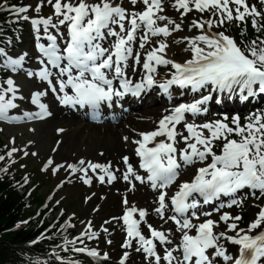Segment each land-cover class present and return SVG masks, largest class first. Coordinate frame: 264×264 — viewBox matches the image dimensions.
<instances>
[{
  "label": "snow or ice",
  "instance_id": "1",
  "mask_svg": "<svg viewBox=\"0 0 264 264\" xmlns=\"http://www.w3.org/2000/svg\"><path fill=\"white\" fill-rule=\"evenodd\" d=\"M130 2L135 5L138 0H130ZM140 2L145 5L143 11L129 12L116 0H97L94 3H88L87 0H77L75 3L73 0H55L53 3V0H47V3L55 9L54 14L60 18L58 24L66 25L68 28V38L63 48L58 43L57 35L48 34L49 26L58 28V25L53 23L52 17L30 18L26 13L31 5L9 6V10L13 11L18 18L31 19L38 33L40 26L43 25L47 39L51 42L47 46L43 43L37 45L46 61L43 58L40 59L43 67L39 72L29 71L27 75L38 76L40 80L46 81L61 104L72 107L90 106L93 113H99L101 105L105 102L111 105L114 98L123 99L129 93L139 96L145 88H151L157 84L153 74L157 73L158 65H171L175 69L171 79L159 84V87L168 93L169 99L172 98L170 89L173 85H178L180 88L190 86L192 92H200L207 88V95H202L200 99L193 102L174 106L171 114L164 115L159 120L157 130L140 133L143 139L134 141L138 145L136 155L141 158L140 167L146 171V179L154 190L167 189L177 180L183 166L197 161L203 162L211 157V162L206 167L198 169L195 179L192 182L182 183L179 191L170 198V203L174 206V214L169 219L175 221L182 232L181 244L176 249L167 250L161 257L156 251L157 245L154 240L146 238L142 233L141 221L134 218L137 212L141 218L146 217L147 210L130 207L122 217L130 237L123 247H132V239L138 238L142 250L148 257H154L155 264H161L162 260L167 261V264H173V261H176V264H221V260L217 258H222V261L227 264H264V207L247 229H238L237 222L242 219L241 216H232L224 212L218 219H213L210 211L198 214L196 209L200 201L194 195L198 194L205 203L221 195L231 196L228 207L243 203L242 198L236 197V194L243 189H251L253 196L258 191L259 195L264 197V111L251 113L245 118L247 123L244 124L241 123L239 114L229 117L227 113H221V119L206 121L202 124L189 122L186 118V113H191L194 117L201 113L206 114L208 112L206 105L214 99L212 92L235 93L238 91L245 100L258 93H264V40H261L259 46L253 40L245 50L234 37L225 32L211 33L209 31L193 38L184 37L183 39L191 40V50L194 53L193 58L184 63L167 59L164 53L168 44L161 40L158 48L147 52L146 60L142 64L148 73L146 83L142 81L133 84V81L128 78L127 69L131 66L135 71L136 66L141 64L140 53L134 54L133 48V43L137 40V31L142 27L147 30L139 38V47L144 48L145 43L148 42V33L152 36L168 37L173 31L181 30L180 23L158 15L163 11V0H140ZM190 3L201 12L210 10L214 16L217 13L220 14L218 21H194L193 27L203 30L207 25L210 30L213 23L220 26L225 21L233 20L246 24L247 17L251 16L252 26L257 31L264 30V12L258 11L255 5L250 6L247 0H175V5L183 9L184 14L192 10ZM261 3L264 4V0H261ZM43 4L44 0H39L35 8L37 13L40 12ZM230 4L235 5L234 10ZM21 14L24 15L21 16ZM256 17L262 19L258 21ZM158 20L168 21V23L161 26L157 23ZM169 24L172 25L171 28ZM117 27L120 31L116 30ZM60 35L63 36L64 33L61 32ZM108 36L117 38L113 43L114 51L97 42L105 40ZM37 38L39 39V36ZM201 42L206 47H202ZM0 54L6 57L4 64L11 67L13 71L23 68L24 59L27 56V53H24L14 59L3 48H0ZM130 58L133 61L132 65H129ZM52 69L58 70L55 74V83ZM109 71L113 72L111 78L108 75ZM114 80L119 81V88L114 86ZM7 85V88L0 85V119L18 120L20 117L9 115L10 109L19 107L15 103L18 88L11 78L7 80ZM47 94V91H37L31 97V102L40 108V112L36 114L39 118L51 115L48 105L41 102V98ZM20 99L23 97L21 96ZM25 116L33 118L31 113H25ZM182 122L189 135L177 129V125H181ZM204 130H207L210 135H206ZM59 131L62 132L63 129ZM165 136L170 143L161 140L155 147H148L157 137ZM236 136L239 139L234 138ZM124 139L128 140V137ZM181 141L185 146L181 147ZM216 141H222L221 154L213 150ZM15 151L17 149L13 148L8 155L11 156ZM3 159L4 157L0 156V160ZM123 159L128 165L123 178L127 181L131 176L144 183L145 176L139 175L133 169L129 163V157L125 156ZM51 163L52 161L49 160V164ZM84 165L85 161L80 160L78 165L70 164L69 167L73 172L84 173L86 184L92 183L91 178L87 177L89 169L93 172L101 169L110 181L117 179L116 175L110 171V164L88 162L87 167ZM105 175L99 176L100 182H104ZM166 196V191L160 193L159 207L155 209L161 218L168 207L165 203ZM124 203H128L127 199ZM215 211L219 212L220 208H216ZM177 215L180 218H177ZM200 215L209 218L198 224L193 223L192 217L199 220ZM220 222L225 224L226 230H218ZM66 226L74 227L70 223ZM147 226L151 230V236L158 238L162 244L172 243L164 232L153 228L151 224ZM90 227L91 222H89ZM193 229L195 234H192ZM104 230L107 231V229ZM229 232L234 234L229 235ZM81 235L89 236V233L86 230ZM96 235L93 232L89 238ZM79 239L80 237L76 238V240ZM76 240H68L65 237V250L67 245H75ZM222 240L239 245L238 256L230 255L228 249L221 243ZM74 250L86 252L91 257L109 259L107 253L101 257V253L95 248L79 247ZM140 250L137 249V251ZM177 250L181 251L182 259H177L173 255V252ZM128 258L129 253L126 251L120 264H125ZM70 264H78V262H70Z\"/></svg>",
  "mask_w": 264,
  "mask_h": 264
},
{
  "label": "bare ground",
  "instance_id": "2",
  "mask_svg": "<svg viewBox=\"0 0 264 264\" xmlns=\"http://www.w3.org/2000/svg\"><path fill=\"white\" fill-rule=\"evenodd\" d=\"M143 4L138 3L133 5L135 7L142 6ZM102 42V41H101ZM99 42V43H101ZM168 48L165 50V57L167 59L172 58V52H175V50L178 48L176 46V43H172V41L169 39L167 41ZM203 44V43H202ZM203 47H206L203 45ZM163 66V65H162ZM134 75H138L137 71H133ZM32 86L34 90L38 89V85L32 83ZM42 102V101H41ZM168 106L167 103L165 105L164 109H161L163 112H168ZM39 108L38 105L30 106L25 111H20L21 115H24L25 113H30L29 110H34V113H36L37 109ZM160 110V111H161ZM143 114V113H142ZM130 117V118H128ZM128 120L124 123H119L116 129L113 127H104L103 125H92V124H86V126H82L78 121L77 118L74 115H70L68 112L61 108H57L53 111H51L50 119L45 121L46 126L45 131L42 133V139L39 140V146H46L51 144V141L58 142L59 149L62 152H66L67 156L64 157L62 160L67 162H72L74 160H71L68 154L80 156H87L88 159H97L98 157L102 159L103 161H114L115 163H118V152H124V156H129L131 161H135L134 159V153H133V138H136L130 133V129H133L137 132H139V128L145 127L148 128L152 124V119L154 118L153 115H149L150 120L148 121V117L144 121H140L138 118L140 117L137 115V113H131L128 116ZM100 117L99 119H101ZM126 118V119H127ZM130 128V129H129ZM59 129H63V131H59ZM62 133V134H59ZM124 137H128V140L126 141ZM137 140V139H135ZM182 147V144H181ZM98 161V160H95ZM98 161V162H103ZM64 166L67 168L69 166L68 163H65ZM60 182L56 183L57 186ZM55 184V185H56ZM73 183H71L72 188H76V186ZM67 187V186H66ZM119 190H123V185L119 183L118 187ZM66 189V188H65ZM139 190V189H138ZM121 192V191H120ZM123 194L132 195V192L129 191H123ZM97 194V191L94 190L88 195L95 196ZM78 195V193H76ZM135 196V195H134ZM118 198L116 197V200L109 198L108 202L106 203V207H110V205H118ZM156 199V196L147 191L146 189H143L139 193V197H134L133 202L134 203H140L142 205H149L151 202H153ZM115 201V202H114ZM121 206V203H120ZM117 207V206H116ZM182 234V232H181ZM171 235H173V231L171 232ZM112 263V262H110ZM105 264V263H102ZM145 264V263H142Z\"/></svg>",
  "mask_w": 264,
  "mask_h": 264
},
{
  "label": "rangeland",
  "instance_id": "3",
  "mask_svg": "<svg viewBox=\"0 0 264 264\" xmlns=\"http://www.w3.org/2000/svg\"><path fill=\"white\" fill-rule=\"evenodd\" d=\"M2 1V0H1ZM7 2H17L20 0H5ZM28 4H31L34 7V10L36 8V6L39 4V0H26ZM90 1V0H87ZM73 2H77V0H73ZM46 0H44V4H46ZM43 4V5H44ZM172 5H169V9H171ZM175 16V15H174ZM172 19H175L173 16L171 17ZM176 23L179 22H183L184 19L183 18H176ZM179 20V21H178ZM189 24V23H187ZM182 29V28H181ZM185 30V29H184ZM203 30L198 28V30L193 31L191 34L190 33H186L189 37L193 38L197 33H202ZM29 36V34L27 35ZM172 39H175L174 36L172 37ZM185 41H180L178 44L179 46L184 45ZM185 46V45H184ZM183 47H178V50L176 51L178 53V55H181L183 58H187L190 57V54L187 51L182 50ZM188 50V49H187ZM157 111V109L155 110ZM150 113V111H149ZM148 114V113H147ZM85 124V123H83ZM82 124V125H83ZM47 125H43V126H29V127H8V128H4V130H1V126H0V133H2V136L5 138V140H9L13 135L17 136V141H19V146L20 148H22V152L27 153L29 155H31V153L33 152H37L38 153V157L41 160L44 159H49L52 160L53 159V153H52V144L54 143V141L51 142V144L46 145V146H39V140L41 141L42 139V133L45 131ZM34 129V132H31V129ZM114 127V129L116 128V126H112ZM151 127H149L148 129H150ZM143 130V129H142ZM147 130V129H145ZM122 155V153H120ZM119 155V158L120 156ZM67 156L66 152H62L60 149L58 151V153L56 154L57 157V161L62 160L64 157ZM71 158H75L76 156H70ZM31 161V166L36 165L37 161L36 159H30ZM55 161V160H54ZM38 166H42L44 168H46L47 166H45V164L39 163ZM193 173V172H192ZM49 177V176H48ZM59 176H57V178L54 179V176L51 175L49 177V179L47 178V182L45 184V186L40 190V193L42 195L46 196H50L53 188H54V184L56 183V181L59 180ZM76 185V184H75ZM109 188H105V191H108ZM93 190V189H92ZM92 190H86L81 186H76L75 189H73L72 187H67L66 189H63L61 193H58V197L56 200H60L63 202V206L65 207V209H67V212L71 213L72 215L75 216H79V220H81V223L89 218L95 220L98 224L103 222V220H105L108 217H114L115 215H119L122 212V207L119 206L120 201H119V197H117L115 195V193L113 192V189H111L109 191V197H107L106 199H104V197L99 194L97 197H95L94 199H89L88 198V193ZM76 193H78V196L76 195ZM116 197L118 198V205L116 204V206L113 204L111 206V208H107L105 207L106 202L108 201L109 198L116 200ZM101 199V200H100ZM115 202V201H114ZM154 204H152L153 206ZM140 206V205H139ZM258 212L256 210H252V217L251 219L255 218V213ZM81 228V226H80ZM108 241H111V243H108ZM112 242H114L113 239H106L104 238L101 242L100 247L102 246V249H108L111 250V254L113 253V245ZM111 246V247H110Z\"/></svg>",
  "mask_w": 264,
  "mask_h": 264
},
{
  "label": "trees",
  "instance_id": "4",
  "mask_svg": "<svg viewBox=\"0 0 264 264\" xmlns=\"http://www.w3.org/2000/svg\"><path fill=\"white\" fill-rule=\"evenodd\" d=\"M251 37L258 33L264 38V30L257 32L248 27ZM12 180H0V264H25L23 254L34 249L41 251L42 246L30 249V243L37 240L44 228H37L34 221L17 227V223L27 215V202L23 191L11 186ZM31 204V202H30Z\"/></svg>",
  "mask_w": 264,
  "mask_h": 264
}]
</instances>
